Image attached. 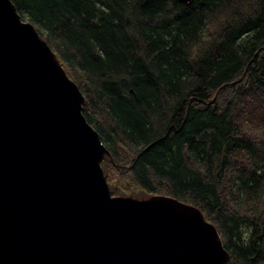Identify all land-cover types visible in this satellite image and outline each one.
<instances>
[{
  "label": "trees",
  "instance_id": "trees-1",
  "mask_svg": "<svg viewBox=\"0 0 264 264\" xmlns=\"http://www.w3.org/2000/svg\"><path fill=\"white\" fill-rule=\"evenodd\" d=\"M109 151L114 195L172 196L264 264V0H11Z\"/></svg>",
  "mask_w": 264,
  "mask_h": 264
},
{
  "label": "water",
  "instance_id": "water-1",
  "mask_svg": "<svg viewBox=\"0 0 264 264\" xmlns=\"http://www.w3.org/2000/svg\"><path fill=\"white\" fill-rule=\"evenodd\" d=\"M84 102L34 24L0 0V264H228L195 205L113 194Z\"/></svg>",
  "mask_w": 264,
  "mask_h": 264
}]
</instances>
